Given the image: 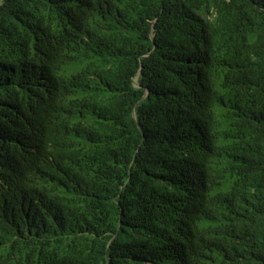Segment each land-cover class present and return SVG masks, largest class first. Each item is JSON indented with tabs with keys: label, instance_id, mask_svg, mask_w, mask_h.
<instances>
[{
	"label": "trees",
	"instance_id": "trees-1",
	"mask_svg": "<svg viewBox=\"0 0 264 264\" xmlns=\"http://www.w3.org/2000/svg\"><path fill=\"white\" fill-rule=\"evenodd\" d=\"M0 264H264V0H0Z\"/></svg>",
	"mask_w": 264,
	"mask_h": 264
}]
</instances>
